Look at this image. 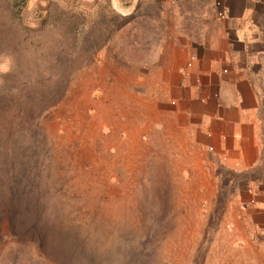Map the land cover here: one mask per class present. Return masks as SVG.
Masks as SVG:
<instances>
[{
	"label": "rangeland",
	"instance_id": "obj_1",
	"mask_svg": "<svg viewBox=\"0 0 264 264\" xmlns=\"http://www.w3.org/2000/svg\"><path fill=\"white\" fill-rule=\"evenodd\" d=\"M213 3L0 0V264H264V161L238 192L155 76L161 46L210 39Z\"/></svg>",
	"mask_w": 264,
	"mask_h": 264
},
{
	"label": "crops",
	"instance_id": "obj_2",
	"mask_svg": "<svg viewBox=\"0 0 264 264\" xmlns=\"http://www.w3.org/2000/svg\"><path fill=\"white\" fill-rule=\"evenodd\" d=\"M144 1L112 0V5L133 15ZM213 1L218 24L210 39L179 37L161 46L155 76L163 81L160 95L164 106L169 104L165 110L173 128L185 137L183 143L193 145L191 151L199 158L216 161L217 167L250 176L241 180L244 187L234 183L244 193L255 190L258 180L253 176L264 161V0ZM256 193L248 200L264 222V190Z\"/></svg>",
	"mask_w": 264,
	"mask_h": 264
},
{
	"label": "built area",
	"instance_id": "obj_3",
	"mask_svg": "<svg viewBox=\"0 0 264 264\" xmlns=\"http://www.w3.org/2000/svg\"><path fill=\"white\" fill-rule=\"evenodd\" d=\"M220 17H223V14L220 13Z\"/></svg>",
	"mask_w": 264,
	"mask_h": 264
},
{
	"label": "trees",
	"instance_id": "obj_4",
	"mask_svg": "<svg viewBox=\"0 0 264 264\" xmlns=\"http://www.w3.org/2000/svg\"><path fill=\"white\" fill-rule=\"evenodd\" d=\"M216 4H218V6H219V3H216ZM262 104V103H261Z\"/></svg>",
	"mask_w": 264,
	"mask_h": 264
}]
</instances>
